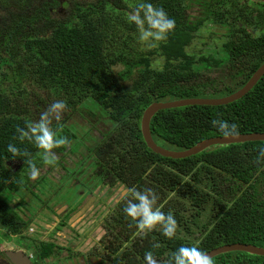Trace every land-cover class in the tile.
<instances>
[{
	"label": "trees",
	"instance_id": "1",
	"mask_svg": "<svg viewBox=\"0 0 264 264\" xmlns=\"http://www.w3.org/2000/svg\"><path fill=\"white\" fill-rule=\"evenodd\" d=\"M142 2L74 0L67 19H53L44 8L39 13L45 23L34 26L32 33L24 27L35 24L37 16L23 17L12 29L0 30V226L9 236L24 235L30 225L18 210L24 198L12 204L19 190L32 183L28 161L45 171L34 183L53 170L46 171L42 164L45 150L28 137L21 140L22 133L17 132L22 128L34 140L27 124H38L51 105L33 111L32 103L39 105L34 97L44 90L66 102L63 118L53 119L49 113V127L69 140L50 150V159L61 165L56 173L67 171L60 155L74 163L72 154L87 147L83 139L91 136L78 133L73 115L81 113L77 118L91 123L92 117L101 123L100 136L70 168L72 175L90 159L99 176H112L128 189H151L157 196L153 210L171 212L177 221L172 237L165 236L163 228L146 231L143 241H135L133 255L114 250L112 264H145L147 251L157 264H177L181 245H195L204 252L235 242L264 246V158L258 159L264 140L214 144L188 157L171 158L149 148L141 130L143 112L154 101L224 96L245 85L264 62V1L150 0L176 23L166 39L152 40L155 46L149 49L141 46L137 26L127 19ZM205 23L222 26L225 40L216 54L190 53L188 47ZM158 57L163 59L159 67ZM213 120L235 123L238 133L264 132V75L244 96L226 104L161 109L150 127L158 144L183 150L222 136ZM10 143L26 155L12 157L7 150ZM9 161H18L17 168ZM126 194L120 222L138 226L139 218L133 220L124 208L129 200L139 201L133 193ZM64 248L44 241L36 259L46 262ZM211 259L213 264H264V256L240 250Z\"/></svg>",
	"mask_w": 264,
	"mask_h": 264
},
{
	"label": "rangeland",
	"instance_id": "2",
	"mask_svg": "<svg viewBox=\"0 0 264 264\" xmlns=\"http://www.w3.org/2000/svg\"><path fill=\"white\" fill-rule=\"evenodd\" d=\"M76 1L86 4L93 0ZM46 2L49 4L43 5ZM73 2L74 0H58V3H53V0H0V30L4 28L12 29L23 17L32 18L37 16L35 24L28 23L24 27L25 31L32 33L34 26L42 27L45 23V17L41 12L39 13V10L45 8L51 13L53 19H67L71 14ZM223 31L222 26L205 23L201 28L199 37L195 38L188 47V51L196 55L216 54L219 51L218 47H221L222 42L225 40L222 35ZM150 43L153 44L151 38L149 41H141V46L146 49L153 48L149 46ZM4 54L6 55L5 52ZM155 62L156 66L159 67L163 64V59L158 57ZM120 67L116 66V69H120ZM34 99L35 102H39V105L32 103L33 111H36L40 109L39 106H44L45 103L52 104L57 100V97H54L49 91L39 90ZM65 110L60 112L61 118L66 116ZM50 114L53 119H56L54 113ZM73 116L75 117L72 120L79 122L78 133L91 135L89 139L86 136L83 139L84 143L87 142V147L81 146L79 147L80 152L77 150L72 154L73 160L77 161L71 162V164L67 163L69 157L60 155L67 165L65 166L67 171H62L64 175L56 173L61 165L54 159L42 161L45 170L50 171V169H53L51 170L52 173L45 174L43 178L39 177L35 183L33 182L35 180L31 179L32 183L28 184V188L19 190L12 201V204H14L19 202L22 197L24 198L23 203L18 204V210L22 216L30 219V225L25 229L24 235L12 234L9 236L4 234L0 226V249L16 250L22 247L21 249H25L31 259H36L38 245L42 246V242L52 239L57 245H65V249L55 251V255L46 262L39 260V264H83L80 257L83 252L92 257V264L96 261L94 258L100 256L104 257V261L107 260L106 264H109L112 261L111 256L114 255V252L106 253L103 245L112 242L114 231L109 229V222L103 218L112 212L114 207L113 197L119 190L117 187L114 188V186L108 184L107 177H103L102 174H100L101 176L97 175L94 164L90 159L79 167L80 169L75 176L72 175L73 170L70 168H74L80 162L81 153L87 154L88 148L96 144L97 138L100 136L101 124L92 117H90L92 123L87 122L85 117L79 120L77 117H81V113H76ZM72 120L71 122H73ZM17 162L9 161V165L15 169L17 168ZM39 170L40 173H45L42 168ZM57 210L60 213L65 212V218L62 217L59 221L60 226L58 229L52 227L59 217ZM106 219L110 221L111 217ZM63 221L64 227L61 228ZM70 223L71 228H69ZM103 224L107 227L106 230L101 229ZM163 227L164 225L157 223L152 228L161 229ZM142 231H145V229ZM117 250L118 248H115V252ZM108 253H111V256Z\"/></svg>",
	"mask_w": 264,
	"mask_h": 264
},
{
	"label": "clouds",
	"instance_id": "3",
	"mask_svg": "<svg viewBox=\"0 0 264 264\" xmlns=\"http://www.w3.org/2000/svg\"><path fill=\"white\" fill-rule=\"evenodd\" d=\"M143 12V17L141 16ZM127 19L130 22H134L139 30L140 41H149L151 38L153 41L164 40L167 37V33L174 29L175 20L170 18L168 13L163 7H155L150 0H144L139 3L128 15ZM145 21H147L148 27L145 28ZM149 46H155L151 44ZM66 107V102L63 100H56L53 102L47 111L41 113L40 122L38 124L28 123V127L31 132L35 134L34 140L29 137V133L22 128H17V132L22 133L20 139L23 140L28 137L29 140L34 141L36 146L44 149V159L49 160L51 154L50 150L54 147L66 145L69 140L65 136H57L55 130L49 127V113H54L57 120L60 119V112ZM212 124L218 128L224 137H234L239 135L237 125L235 123H229L227 121L213 120ZM7 150L12 154V157H22L26 155L13 146V144L7 145ZM264 158V148L259 150L258 159ZM30 166L29 176L31 179H36L40 175V170L35 163L28 161ZM127 192H131L135 195V198L139 203H132L129 200L124 208V212L137 221L139 229H151L157 223H163V234L168 237H172L177 228V221L171 212L165 214L160 208L153 210V205L157 201V196L151 189L145 191H139L135 187L127 189ZM145 264H157V261L153 257L151 251L145 252L144 255ZM177 264H213L209 255L198 248L195 245L185 246L181 245L176 252Z\"/></svg>",
	"mask_w": 264,
	"mask_h": 264
},
{
	"label": "water",
	"instance_id": "4",
	"mask_svg": "<svg viewBox=\"0 0 264 264\" xmlns=\"http://www.w3.org/2000/svg\"><path fill=\"white\" fill-rule=\"evenodd\" d=\"M264 1V0H261ZM264 75V62L255 70L250 79L238 90L224 96H208V97H188V98H179L168 101H154L152 102L143 112L142 121H141V130L144 137V140L149 148L154 152L161 154L165 157L171 158H184L190 155L196 154L208 146L214 144H230V143H239L246 141H257L264 140V132H251V133H239V135L234 137H224L214 136L209 137L204 140L197 142L195 145L190 148L183 150H174L167 147H164L158 144L153 138L150 122L155 113L161 109L180 107L190 104H209V105H218L226 104L232 101H235L242 96H244L248 91H250L253 86L258 82V80ZM246 251L251 254L262 255L264 256V246L244 243V242H235L228 243L217 246L208 250L206 253L210 258L214 256L229 252V251ZM6 256L12 261L13 264H34L31 260L29 254L23 249L16 250H6ZM5 260L1 259L0 264H4Z\"/></svg>",
	"mask_w": 264,
	"mask_h": 264
},
{
	"label": "flooded vegetation",
	"instance_id": "5",
	"mask_svg": "<svg viewBox=\"0 0 264 264\" xmlns=\"http://www.w3.org/2000/svg\"><path fill=\"white\" fill-rule=\"evenodd\" d=\"M106 177H107L108 184L114 186V188L117 187L119 192L116 195H114V197H113V199H114V207L112 208V212L109 215L104 216V218H103V219H105V221L109 222V224H108L109 229L114 231L112 233V235H113L112 242H109L108 244L105 243L103 245L104 249H105V252L107 253V252H110V251H114L115 248H118L117 251H120L121 254H123L124 251H132V255H133V250L135 248V246H134L135 241L136 240L143 241L142 238H141V235L143 233H145L146 231H151L154 228H151V229H147L146 228L145 231H142L133 222H120V219H122V216H119L118 214L119 213L122 214V212H123V209H122V206H121V202L126 201V199L129 198V197H127L128 195L126 194L128 188L126 187L125 184L120 183L121 181H115L112 176H106ZM57 213H58L59 217H58L57 222L55 223V225L52 226V227L53 228L55 227V228L58 229V227L60 226L59 225V223H60L59 221L61 220L62 217L65 218V212L60 213L57 210ZM107 217H111V220L108 221L106 219ZM123 223H128V224H126V227H127L126 229H123ZM63 224H64V221L62 222L61 228L64 227ZM69 228H71V223H70ZM106 228L107 227L105 226V224H103L101 226V229H105L106 230ZM149 239L150 238H146L144 240L147 242V240H149ZM49 241H53V240L50 239ZM98 244H99V242H98ZM64 247H66V246L64 245ZM21 248L22 247H19L17 249H21ZM23 250H25V249H23ZM5 252H6V250H4V249L1 250L0 249V260L4 259L5 260L4 264H13L12 261L6 256ZM108 255L111 256V253H108ZM80 257L82 258L83 264H92L93 263L92 257L89 254L85 253V252H83V254ZM111 258H112V261L109 264L114 263L115 256L113 255V256H111ZM94 259H96L94 264H106L107 263V260L105 259V261H104V257H101V256L100 257H95ZM31 260L33 261L34 264H39L38 263L39 261L37 259H33L32 258ZM124 261H126V260H124ZM144 263H145V260H144ZM127 264H129V263H127Z\"/></svg>",
	"mask_w": 264,
	"mask_h": 264
}]
</instances>
